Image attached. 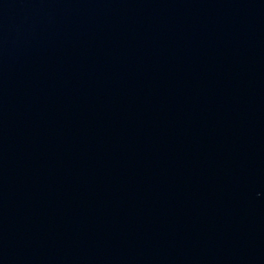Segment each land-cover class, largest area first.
<instances>
[{"label":"water","instance_id":"water-1","mask_svg":"<svg viewBox=\"0 0 264 264\" xmlns=\"http://www.w3.org/2000/svg\"><path fill=\"white\" fill-rule=\"evenodd\" d=\"M0 264H264V0H0Z\"/></svg>","mask_w":264,"mask_h":264}]
</instances>
